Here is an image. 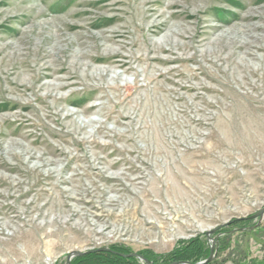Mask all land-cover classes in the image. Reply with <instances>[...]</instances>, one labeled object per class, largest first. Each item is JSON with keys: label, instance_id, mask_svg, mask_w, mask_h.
<instances>
[{"label": "rangeland", "instance_id": "374dc122", "mask_svg": "<svg viewBox=\"0 0 264 264\" xmlns=\"http://www.w3.org/2000/svg\"><path fill=\"white\" fill-rule=\"evenodd\" d=\"M263 207L264 0H0V264H264Z\"/></svg>", "mask_w": 264, "mask_h": 264}, {"label": "trees", "instance_id": "16d2710c", "mask_svg": "<svg viewBox=\"0 0 264 264\" xmlns=\"http://www.w3.org/2000/svg\"><path fill=\"white\" fill-rule=\"evenodd\" d=\"M119 249V250H118ZM114 249L115 251L123 252L124 249L118 248ZM205 251V250H204ZM124 252H127L124 250ZM182 253V251H180ZM144 257L148 259H152L148 257L146 254H142ZM184 257H180L181 261H189L195 262L199 260L203 255L202 247L198 246L196 249H191L189 251L183 252ZM182 258V259H181ZM137 264L135 258H123L111 251H101V250H93L86 254L76 256L71 260V264Z\"/></svg>", "mask_w": 264, "mask_h": 264}, {"label": "water", "instance_id": "95a60500", "mask_svg": "<svg viewBox=\"0 0 264 264\" xmlns=\"http://www.w3.org/2000/svg\"><path fill=\"white\" fill-rule=\"evenodd\" d=\"M263 213H264V207L262 209H260L257 213H255L254 215H252L251 217H256V216H259V215H261ZM101 250H108V249L107 248H103ZM211 252H212V249H211ZM81 254H83V252H81V251H72V252H70L68 254V256H67V260H66L67 264H71V259H72L73 256L81 255ZM122 255L125 256V257L136 256V257H139L140 259L144 260L147 264H150V262L147 259H145L144 257H142L141 255H139L137 253L122 254ZM208 259H209V257H208ZM204 263H205V261L191 263V264H204ZM171 264H175V263H171ZM186 264H190V263L189 262H186Z\"/></svg>", "mask_w": 264, "mask_h": 264}]
</instances>
